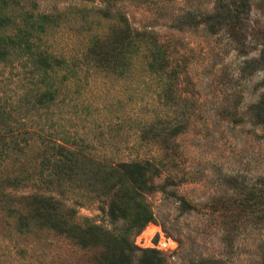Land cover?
<instances>
[{"label":"trees","instance_id":"16d2710c","mask_svg":"<svg viewBox=\"0 0 264 264\" xmlns=\"http://www.w3.org/2000/svg\"><path fill=\"white\" fill-rule=\"evenodd\" d=\"M128 1L0 0V264L46 258L56 242L81 264H169L135 237L156 221L155 174L174 162L189 119L181 106L193 99L166 41L119 11ZM212 1V12L175 15L170 29L227 28L234 43L257 42L238 74H264V31L245 28L248 1ZM258 89L248 114L264 127V78ZM236 181L229 222L264 220V191ZM85 207L103 219L82 216Z\"/></svg>","mask_w":264,"mask_h":264},{"label":"rangeland","instance_id":"374dc122","mask_svg":"<svg viewBox=\"0 0 264 264\" xmlns=\"http://www.w3.org/2000/svg\"><path fill=\"white\" fill-rule=\"evenodd\" d=\"M247 1L250 20L245 28L257 27L262 35L264 0ZM213 8L212 0H133L119 7L138 28L166 41L182 73L181 89L193 99L187 109L181 106L189 119L186 131L172 143L169 157L174 162L155 174L160 175L155 180L159 187L148 201L156 221L135 237V244L162 252L169 264H264L262 217L254 212L235 224L223 213L233 194L230 177L241 186L264 191V127L248 114L264 74H238L246 58L259 50L258 43H234L227 28L215 35L203 27L170 29L175 15H199ZM81 215L103 219L96 207L83 208ZM48 248L50 256L37 251L23 264L82 263L75 251L60 243Z\"/></svg>","mask_w":264,"mask_h":264}]
</instances>
